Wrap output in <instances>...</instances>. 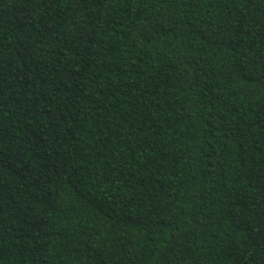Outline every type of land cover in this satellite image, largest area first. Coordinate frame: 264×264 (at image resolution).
<instances>
[{
    "label": "trees",
    "instance_id": "obj_1",
    "mask_svg": "<svg viewBox=\"0 0 264 264\" xmlns=\"http://www.w3.org/2000/svg\"><path fill=\"white\" fill-rule=\"evenodd\" d=\"M0 264H264V0H0Z\"/></svg>",
    "mask_w": 264,
    "mask_h": 264
}]
</instances>
